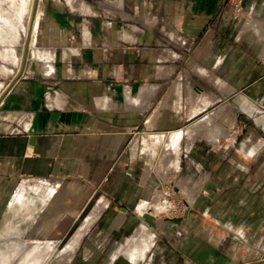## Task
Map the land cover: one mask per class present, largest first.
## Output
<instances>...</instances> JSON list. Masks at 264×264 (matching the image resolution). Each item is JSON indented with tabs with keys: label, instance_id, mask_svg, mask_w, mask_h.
<instances>
[{
	"label": "crops",
	"instance_id": "obj_1",
	"mask_svg": "<svg viewBox=\"0 0 264 264\" xmlns=\"http://www.w3.org/2000/svg\"><path fill=\"white\" fill-rule=\"evenodd\" d=\"M67 1L38 0L49 42L42 45L47 41L40 38L35 11L28 44L29 56L31 47H51L55 71L32 86L14 82L3 95L7 104L0 112L15 118L0 120V220L27 204L23 219L38 225L40 237L26 243L43 264H153L154 252L144 259L155 237L165 230L173 245L180 225L196 220L218 225L224 234L233 231L241 249L248 226L258 247L261 227L264 235V138L255 130L233 154L193 147L197 167H204L201 196L180 222L155 219L148 213L153 205H146L167 170H179L183 139L218 145L226 138L219 135L226 129L228 96L242 97L241 112L264 129V30L256 24L264 23V0H244L246 15L235 24L221 11V0H74V7ZM130 17L139 22L127 23ZM190 48L193 56L186 55ZM192 73L224 100L190 121L203 109H195L198 102L218 99ZM194 124L201 128L186 132ZM35 179L36 186L25 187ZM18 192L25 196L20 202ZM79 222L70 242L53 251L47 243H63L67 226ZM251 251L257 255L253 245ZM187 254L194 257L193 242Z\"/></svg>",
	"mask_w": 264,
	"mask_h": 264
},
{
	"label": "rangeland",
	"instance_id": "obj_2",
	"mask_svg": "<svg viewBox=\"0 0 264 264\" xmlns=\"http://www.w3.org/2000/svg\"><path fill=\"white\" fill-rule=\"evenodd\" d=\"M30 4L31 0H0V92L4 90L6 85L14 78L15 74L19 70L22 57L21 55L24 46L23 43L26 38L27 27L29 24L28 19H30ZM68 4L70 5L69 2ZM243 4L244 0H221L220 9L221 11L226 9L227 16H231V20L235 24V22L237 23L239 19L243 18L246 15ZM44 8L45 7H43L40 3L36 5V11L37 13H39L41 21L39 28L40 38L42 36V38L47 41L48 35L47 33L43 32L44 30L41 26L42 23L47 20L46 17L43 16ZM126 22L137 24L139 21L135 17H130ZM248 30L251 31L252 35L256 38L253 29L248 28ZM33 36H35L34 32ZM236 36L237 30L235 31L233 40H235ZM245 40H248V38H246ZM48 42L49 41H47V43H40L47 46ZM244 44V50L246 49L248 51L249 49H247V41H245ZM46 46L38 48L31 47V49H29L30 56L27 53L23 71L21 72L19 78L15 81L16 86H20L21 84L26 82L29 83L30 86H32L34 84H37V78H40V76L49 75L52 71H55L51 62L53 60V50H51V47L49 48ZM194 52L195 48H190L189 51H186V55L193 56ZM48 56L50 59L48 58ZM184 67L185 65L182 64L179 69L182 70V68ZM192 76L206 88L215 92L218 95V99L217 101L206 106L198 102L195 106V109H203L198 113L196 112L190 121H193L198 117L204 115L214 107L218 106L223 102L222 100H224V97L220 93L215 91V88L209 83L208 80L204 79L201 75L196 73H192ZM46 81L54 82V80ZM231 83H233L232 80L226 81V85H231ZM228 89H231V87L228 86ZM184 93L185 91L183 89V96L181 97V101L183 103L185 102ZM241 98L242 97L240 96H234V94L228 96L227 98L226 132H228V136L222 139L218 145H213L200 137L195 138L194 141H192L189 145L186 144L184 139L183 141H181V143L179 144L178 155L179 170L174 171L172 170V168L167 170L166 180H164L165 182L159 181L156 185L158 198L155 201L152 200L153 203L147 206L150 207L151 205H153V211H148V213L153 218L163 220L164 222H167L165 221L167 218L183 219L184 215L187 214L186 212L189 209L188 206L192 202L193 198L196 197V199H200L199 197L201 195L200 193H197V189L199 186H201L204 167L202 165L200 167H197L198 163L201 162H199L198 158L192 155L193 147L196 148L195 152L197 153H204V151L209 150L212 152H220L221 150H224L223 148H228L227 151L229 152V154H233V152H235V150L240 147L239 144L241 140L244 139V137L249 136L248 134L251 133V131L255 130L259 136L264 138V129L261 124H258L256 120L250 119L248 115L241 112ZM1 114L3 115V118H1L0 120H12L10 114L8 115L7 112H3ZM4 115H8L9 117L5 116V118ZM11 115H13L15 118V115L13 113ZM247 127H250V130L248 132ZM166 154L170 158H175V154L173 151H167ZM159 156L160 152L158 154V157ZM190 157H194L196 161H194V163L188 162ZM158 160L159 159L157 158L152 163V166L157 163ZM38 183L39 181L37 179L24 182L25 187L36 186ZM27 194H30L31 197L34 196L33 192ZM17 196L18 202H20L22 199H25V196H23L21 192H18ZM21 204L25 206L18 207L17 212H15L14 216H11L13 214L9 213L8 211V215L6 216V218L4 220H0V239H12V241H14L10 243V245L15 244L16 246L12 254V259H15L18 254L22 252V255H20L21 260L31 259V263L29 264H43L42 256H40L39 254H36L35 256L32 255V247L30 249L28 248L29 250H25V248H23L27 245L26 241L33 240V235L38 234L37 236H39L40 232L36 229L38 225H33L31 220L23 219V217L25 218V216H27L28 210L26 207V203ZM230 212L233 215L234 210ZM230 212L229 214H231ZM224 213L226 214L225 211ZM16 215L18 217H16ZM80 222L76 225L73 223L72 225L67 226V237L63 243L54 241L47 243L50 248L56 252V250L63 247V245L69 243L70 239L74 236L78 227L81 225ZM262 228L263 227H261L259 231L260 237L258 239V247H256V240L251 241L249 233L250 228L247 226L248 231H246L247 233H243V246L241 249L237 245L238 243L235 241V238L232 235L233 231H228L229 234H224L222 232V227L218 225L216 227H209L208 225H203L198 220H196L193 225H187L184 223L183 225H180L179 239L178 241H175L173 245H171V241L169 240L170 237H164V233H166L165 230L160 233V236H156L154 239V245L147 253L144 261L149 260V257L151 256L150 254L152 252L155 253V255L152 256L153 264H190L193 261L195 264H222L224 261H226L227 264H241L243 262L251 263L259 261L264 259V235L261 234L263 231ZM169 231L170 230H168L167 232ZM17 236L22 239H19V241L16 240ZM39 239L41 240V238ZM41 241L40 243H42ZM188 241L193 242L194 257L187 254ZM252 245L255 250L257 249V255L252 254ZM50 262L51 260L49 261V263ZM74 262L75 261H73V263Z\"/></svg>",
	"mask_w": 264,
	"mask_h": 264
},
{
	"label": "bare ground",
	"instance_id": "obj_3",
	"mask_svg": "<svg viewBox=\"0 0 264 264\" xmlns=\"http://www.w3.org/2000/svg\"><path fill=\"white\" fill-rule=\"evenodd\" d=\"M23 1V0H22ZM68 2L70 3V5L71 6H73L74 7V5H76L75 4V1L74 0H68ZM32 5H33V2H32ZM32 5H31V11H30V13H29V17H30V19H31V12H32ZM19 10V9H18ZM35 11H36V9H35ZM34 15H35V13H34ZM232 15V14H231ZM30 19H28V22H30ZM251 19V18H250ZM249 19V20H250ZM13 20V19H12ZM33 20H34V17H33ZM249 20H247L248 22H249ZM246 21V22H247ZM251 21V20H250ZM258 22V21H257ZM250 23V22H249ZM248 23V24H249ZM1 24V23H0ZM7 24V23H6ZM28 24V23H27ZM36 22L34 23V28H33V30L35 29V27H36ZM257 24V26H260V27H262V28H260V29H262V30H264V23H262V22H260L259 24L258 23H256ZM12 25V24H11ZM32 25H33V21H32ZM28 26H29V24H28ZM16 27V26H15ZM27 31H28V27H27ZM31 31H32V28H31ZM26 35H27V32H26ZM30 35H31V33H30ZM30 40V39H29ZM24 44V43H23ZM22 56V55H21ZM20 56V57H21ZM20 68V67H19ZM19 71V70H18ZM17 74V73H16ZM15 74V75H16ZM21 74V73H20ZM1 96V95H0ZM6 97H3L1 100H0V107L3 105V104H7L6 103V99H5ZM1 113H3V112H0V119L1 118H3V115L1 114ZM215 114V113H214ZM9 115V114H8ZM8 115H4V117L6 116V117H9ZM10 115H11V113H10ZM5 117V118H6ZM207 118V117H206ZM205 120H211L210 118L209 119H205ZM10 121V120H9ZM207 121H204V122H207ZM4 122V124H7V123H5V122H7V121H3ZM204 124V123H203ZM232 127V126H231ZM201 127H199V124L197 125V124H194L193 125V127L191 126V127H187V129H186V132H190V131H192L193 129L194 130H198V129H200ZM228 132H226V129H224V131H222V134L221 135H219V138L220 137H223L224 135H227L228 136V134H227ZM179 135H180V132H179ZM218 140V138H216V140H215V142ZM162 180V182H163V180H165V178L163 179V178H161ZM158 198V192L157 193H155V195H154V198L152 199V200H156ZM153 203V201L151 202V204ZM146 206H148V205H146ZM19 240V239H18ZM11 242H14V241H12V240H6V239H0V264H29V263H31V259H29V260H27V259H22L23 260V262H22V260L20 259L21 257H20V255H22V252L20 253V254H18V260L15 258V259H12V254H13V251L15 250V248H16V246H15V244L13 245V244H11L10 245V243ZM24 246V245H23ZM29 246V245H28ZM28 246L26 245V247H23V248H25V250H27L28 249ZM24 258H26V257H24Z\"/></svg>",
	"mask_w": 264,
	"mask_h": 264
},
{
	"label": "water",
	"instance_id": "obj_4",
	"mask_svg": "<svg viewBox=\"0 0 264 264\" xmlns=\"http://www.w3.org/2000/svg\"><path fill=\"white\" fill-rule=\"evenodd\" d=\"M37 2H38V0H33L31 19H30V22H29L27 35H26V38H25V41H24V46H23L21 64H20L19 71L14 76V78L7 84L6 88L3 90V92H2V94L0 96V100L3 97V95H5V93L8 92L9 89L13 86L14 82L19 78L20 73L23 71V68H24V65H25V62H26L27 53H28V44H29L30 33H31V28H32V21H33V17H34V13H35ZM184 217H186V214L184 215ZM181 220H182V218H167L165 221H167L169 223H177V222H180ZM261 262H264V260H259V261L246 263V264H258V263H261Z\"/></svg>",
	"mask_w": 264,
	"mask_h": 264
}]
</instances>
